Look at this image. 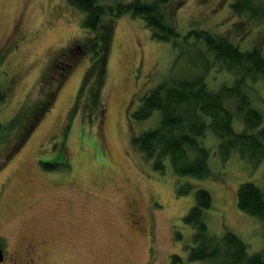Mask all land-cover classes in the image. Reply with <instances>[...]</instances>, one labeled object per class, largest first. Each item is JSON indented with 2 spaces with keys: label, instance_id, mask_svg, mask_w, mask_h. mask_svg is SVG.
I'll return each instance as SVG.
<instances>
[{
  "label": "rangeland",
  "instance_id": "1",
  "mask_svg": "<svg viewBox=\"0 0 264 264\" xmlns=\"http://www.w3.org/2000/svg\"><path fill=\"white\" fill-rule=\"evenodd\" d=\"M234 1L171 0L177 5L179 35L209 31L227 37L241 51L257 47L264 53V24L234 13ZM82 19L64 0H0V84L8 94L0 106L3 128L40 103L47 90H40L41 83L53 60L71 43L90 36L82 31ZM78 51L71 56L72 67L57 88L52 108L22 147L6 156L15 131L0 137L5 158L0 168V243L8 251L0 264H13L11 250L16 247L23 254L19 245L25 241L33 243L35 264H210L188 259L193 230L182 220L197 188L212 198L205 213L212 235L229 231L249 254L261 251L264 223L238 209L237 190L249 182L264 193V162L254 166L234 153L222 163L218 139L207 131L214 140L202 141L210 149L211 176L197 180L176 176L169 167L164 174L154 171L131 144L134 136L155 126L158 112L144 122L131 115L172 68L178 57L173 45L154 40L141 18H118L97 104L91 97L94 80L85 81L91 60ZM189 59L200 63L196 55L185 56L175 74ZM206 78L213 90L225 80L215 64ZM47 79L53 85L56 77ZM251 86L264 127V80ZM235 128L241 129L238 121ZM185 183L193 190L179 194ZM175 256L180 263L173 262Z\"/></svg>",
  "mask_w": 264,
  "mask_h": 264
},
{
  "label": "trees",
  "instance_id": "2",
  "mask_svg": "<svg viewBox=\"0 0 264 264\" xmlns=\"http://www.w3.org/2000/svg\"><path fill=\"white\" fill-rule=\"evenodd\" d=\"M178 4L185 0H177ZM66 5L83 15L81 22L84 36L73 42L61 58L53 60L52 68L43 79L40 90L47 88L44 97L31 112H22L7 127L0 125V137L7 138L14 132V139L6 156L17 152L39 119L52 108L58 86L72 67L74 51L78 49L89 57L90 69L85 77L94 80L92 102H99L104 65L115 22L123 15L141 18L150 29L151 36L159 42H169L178 57L166 77L142 99L132 120L144 122L155 117V126L146 129L131 140L132 146L149 161L154 171L164 174L167 167L176 176L203 180L211 176L210 149L202 141L211 139L210 131L218 139L217 152L222 163L236 153L240 159L257 166L264 162L263 115L253 105L252 84L264 80V53L257 47L241 51L227 37L209 31L190 30L180 36L176 23V6L171 0H64ZM231 10L256 24H264V4L257 0H236ZM77 46V47H76ZM196 55L199 61L189 59L175 74L174 68L181 58ZM75 56V55H74ZM67 58L71 59L67 61ZM215 64L224 75V83L217 90L210 88L207 75ZM225 73V74H224ZM56 77L47 85V77ZM231 79L233 83H229ZM222 81V80H221ZM7 91L0 84V106L7 99ZM238 121L241 129L235 128ZM8 129L4 134L2 130ZM9 131V132H8ZM214 145L210 146L211 149ZM0 154V168L4 164ZM5 157V156H4ZM2 160V161H1ZM47 170L54 169L43 164ZM193 186L185 183L179 194H189ZM212 205V198L205 189L197 188L194 202L183 222L193 230L190 261L210 264H264V248L249 254L245 243L235 234L226 231L223 236L212 235L205 221V213ZM237 207L243 213L264 223V193L253 183H242L237 190ZM174 263H180L177 256Z\"/></svg>",
  "mask_w": 264,
  "mask_h": 264
},
{
  "label": "flooded vegetation",
  "instance_id": "3",
  "mask_svg": "<svg viewBox=\"0 0 264 264\" xmlns=\"http://www.w3.org/2000/svg\"><path fill=\"white\" fill-rule=\"evenodd\" d=\"M19 246L23 248L24 253L20 254L21 250H17L16 247H14L10 252L11 259H15V261H13V264H35L33 243L30 241H25L23 246ZM0 248L3 250L4 253V262L7 259L6 253L8 251L5 249L4 244L0 243Z\"/></svg>",
  "mask_w": 264,
  "mask_h": 264
},
{
  "label": "water",
  "instance_id": "4",
  "mask_svg": "<svg viewBox=\"0 0 264 264\" xmlns=\"http://www.w3.org/2000/svg\"><path fill=\"white\" fill-rule=\"evenodd\" d=\"M4 258V253H3V250L0 248V262H2Z\"/></svg>",
  "mask_w": 264,
  "mask_h": 264
},
{
  "label": "bare ground",
  "instance_id": "5",
  "mask_svg": "<svg viewBox=\"0 0 264 264\" xmlns=\"http://www.w3.org/2000/svg\"><path fill=\"white\" fill-rule=\"evenodd\" d=\"M258 26V25H257ZM77 47V46H76ZM237 47V46H236ZM79 52V51H78ZM97 104V103H96Z\"/></svg>",
  "mask_w": 264,
  "mask_h": 264
}]
</instances>
